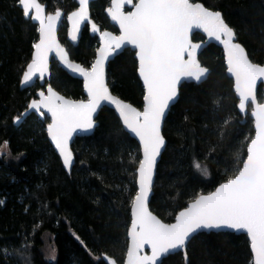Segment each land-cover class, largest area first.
Instances as JSON below:
<instances>
[{
	"label": "trees",
	"instance_id": "16d2710c",
	"mask_svg": "<svg viewBox=\"0 0 264 264\" xmlns=\"http://www.w3.org/2000/svg\"><path fill=\"white\" fill-rule=\"evenodd\" d=\"M39 2L46 13L60 10L66 16L77 8L75 0ZM195 2L220 11L249 59L264 65V0ZM109 5L110 0L92 3L90 17L101 30L117 33L105 15ZM66 28L63 20L59 42L72 61L89 67L97 38L84 27L78 44L72 46ZM37 39V25L24 18L17 0H0V144L8 141V149L0 152V264H105L103 256L123 264L136 191L132 161L140 157L139 146L115 113L103 107L93 134L76 138L71 145L70 171L63 168L47 140L48 118L25 114L44 87L38 81L28 89L19 87ZM192 40L204 38L194 34ZM198 59L209 70L207 79L180 86L163 124L166 145L149 209L165 223L173 222L195 195L210 193L230 176L254 134L250 110L245 115L238 111L221 49L208 45ZM50 72L48 83L55 91L84 99L81 81L70 78L53 60ZM106 81L112 94L137 109L143 107L134 52L125 50L109 63ZM257 98L261 101L260 87ZM196 162L207 168V175L194 167ZM45 236L54 250L53 261L43 251ZM162 264H252V255L244 234L199 233L183 252L169 255Z\"/></svg>",
	"mask_w": 264,
	"mask_h": 264
},
{
	"label": "snow or ice",
	"instance_id": "6c2138e0",
	"mask_svg": "<svg viewBox=\"0 0 264 264\" xmlns=\"http://www.w3.org/2000/svg\"><path fill=\"white\" fill-rule=\"evenodd\" d=\"M17 4L26 18L39 24V37L32 44L31 59L23 71L21 84L32 85L34 78L44 81L50 74L49 54L52 52L65 68L83 78L86 100L66 99L51 83L44 81L46 92L39 91V99H33L28 105L42 116L50 115L47 134L64 168L72 166L73 153L69 147L72 133L77 129H92L93 113L102 103L114 106L123 128L139 140L141 155L132 161L136 164L137 190L131 198V227L127 232L130 242L124 264H162V257L185 249L195 234L222 228L246 232L254 264H264V103H258L256 97L257 81L264 79V66L253 63L245 48L234 42V30L222 13L195 0H111L106 11L119 27V35H116L101 31L92 23L90 0H79V7L67 15L71 25L69 36L75 41L81 24L87 21L100 38L94 60L89 67H84L72 62L57 41L60 10L46 14L39 0H17ZM125 5H129L130 10L125 11ZM194 29L223 45L227 72L234 78V89L239 97L238 107L244 112L249 101L253 106L255 135L246 144V155L237 158L236 170L215 191L195 195L176 214L174 223H165L148 208L157 158L165 146L162 120L169 103L178 95L181 79L200 82L209 71L198 59L201 44L191 39ZM126 45L135 50L137 71L143 82L142 110L112 95L105 82L106 61ZM14 119L19 120V117ZM7 149L8 141L0 144V152ZM194 167L208 174L207 168H202L198 162ZM145 246L151 249V255L141 254ZM103 259L108 264H116L107 256Z\"/></svg>",
	"mask_w": 264,
	"mask_h": 264
},
{
	"label": "water",
	"instance_id": "95a60500",
	"mask_svg": "<svg viewBox=\"0 0 264 264\" xmlns=\"http://www.w3.org/2000/svg\"><path fill=\"white\" fill-rule=\"evenodd\" d=\"M96 1H98V0H90L89 9H90L91 4L94 3V2H96ZM39 3H40V2H39ZM75 3H76L77 8H78V7H79V0H75ZM110 4H111V0H110ZM109 6H110V5H109ZM44 8H45V7H44ZM77 8H76V9H77ZM107 8H108V7H107ZM107 8H106V9H107ZM76 9H75V10H76ZM106 9H105V15H106V17H107L109 23H110V24L116 29V31H117V33H114V34L119 35V27H118V25H116V24L111 20V18L108 16ZM21 10H22V9H21ZM75 10H73V11H75ZM124 10H125V11L130 10V6H129V5H125ZM211 10H212V9H211ZM61 12H62V11H61ZM71 12H72V11H71ZM71 12H70V13H71ZM45 13H46V10H45ZM53 13H54V12H53ZM70 13H68V14H70ZM46 14H48V13H46ZM68 14H67V15H68ZM67 15L65 16L64 13L62 12V16H61V18H60V20H59V22H58V27H57V32H56V38H57L58 43L61 45V43H60L59 40H58V31H59V28H60V26H61L62 21L65 20L66 25H67V28H66V38H67V41H68V43H69L70 45H72V46H76V45L78 44L79 39H80V36H81V33H82V30L84 29V27H87V30H88L89 35L97 38V40H98V47H99V40H100L99 35H98V33H93V32H92V30H91V25H90L87 21H85L84 23L81 24L80 31L77 33V39H76L75 41H73L72 38H71V37L69 36V34H68V32H69V28L71 27V25H70V24L68 23V21H67ZM23 16H24V15H23ZM24 18H25V19H29V18H26L25 16H24ZM89 18H90V20L92 21V23H94V21H93V20L91 19V17H90V10H89ZM29 20H30L31 22H33L34 24L37 25V32H38V28H39V24H38V22L33 21V20H31V19H29ZM97 27L99 28L98 25H97ZM99 29H100V28H99ZM100 30H101V29H100ZM101 31H108V30H101ZM110 32H111V31H110ZM194 34H199V35H201V36L204 38V41H198V42H195V41L192 40L194 43H200V44H201V48L198 50V57H199L201 51H202L204 48H206L208 45H214V46H216V47H218V48L221 49L222 54H223V59H224V66H225V69H226V75L232 80V83H233V92H234V94H235L236 99L238 100V105H239V97H238V95L236 94L235 89H234V78L231 77V75L227 72V64H226L225 57H224V49H223V45L220 44L218 41H215V40H209L208 37L206 36V34H204V33H203L201 30H199V29H194V30H193L192 35H191V39H192V36H193ZM38 37H39V33H38ZM235 37H236V35H235ZM37 40H38V39H37ZM234 42L239 43V42L237 41V38H235V41H234ZM61 47L65 49L64 46L61 45ZM98 47H97V48H98ZM125 50H130V51L134 52V55H135V50L131 47V45H126L125 47H123V48L117 50L116 52H114V53L109 57L108 61H106V64H105V82H106V83H107V81H106V70H107V67H108L109 63H110V62H111L116 56H118L119 54H121V53H122L123 51H125ZM32 51H33V50H32ZM65 51H66V49H65ZM66 52H67V51H66ZM95 54H96V51H95ZM68 58L70 59L69 55H68ZM94 58H95V57H94ZM52 60L55 61L56 64H57V66H58L62 71H64V72H65L70 78H72V79H74V80H79V81H81V83H82V91H83V95H84V99H83V100H86V99H87V93L85 92L84 87H83V78L80 77V76H78V75H76V74H74V73H72L70 70H68L67 68H65L64 65L60 62L59 58L56 57L55 52H52V53L49 54V69H50V64H51V61H52ZM70 60H71V59H70ZM71 61H72V60H71ZM72 62L77 63V62H75V61H72ZM136 62H137V60H136ZM253 63H254V62H253ZM262 66H264V65H262ZM137 68H138V62H137ZM208 74H209V71H208ZM208 74H207L206 77L202 78V80H201L200 82H197V81H195V80L188 79V78H182V79H181V81H180L179 84H178V95H177V97H176L173 101H171V102L169 103L168 108L165 110V115H164V118H163V120H162V129H163V124H164V121H165V119H166V117H167V115H168L169 110L175 105V103H176L177 100H178V96H179V88H180V86H181L182 84H184V83H191V84L199 85V84L203 83V82L207 79ZM50 77H51V72H50V74H47V75L44 77V81L49 82V81H50ZM137 77H138V79H139V81H140V83H141V85H142V87H143V82H142V80H141L140 77H139L138 71H137ZM21 78H22V76H21ZM20 81H21V79H20ZM37 81H38V83H39L40 86H41V84H43V87H44L43 91L46 92V90H47V83H44V81H41V80L38 79V78H34V83L37 82ZM33 85H34V84H32V85H27V86H26V85H22L21 82H20L19 87H20L21 90H24V89H28V88L32 87ZM259 87L261 88V97H262V98H261V101H259L258 98H257V101H258V103H264V79H258V81H257L256 97H257V90H258ZM39 91H41V90H39ZM39 91H38V92H39ZM38 92H37V93H38ZM110 92H111V91H110ZM37 93H36V98H35V99H39V96L37 95ZM111 94H112V93H111ZM60 95H61V94H60ZM112 95H114V94H112ZM62 96H63V95H62ZM64 97H65V96H64ZM65 98H66V99H70V98H67V97H65ZM71 100H73V99H71ZM31 101H32V100H31ZM31 101H30V102H31ZM30 102H29V104H30ZM125 102H126V101H125ZM127 103H128V102H127ZM29 104H28V105H29ZM103 107H106V108L111 109V110L115 113L116 117H117L118 120H119L118 114L116 113L114 106L109 105V104H107L106 102H105V103H102V105L100 106V108H98L97 111H96L95 113H93V117H92V118H93V121H94L93 128L90 129V130H88V131H83V130L77 129L76 131H74V132L72 133L71 139H70V141H69V147H70V149H71V145L73 144V142H74V140H75L76 138L90 137V136L93 134V132H94V130H95V128H96V125H97V123H96V118H97V116H98L100 110H101ZM142 108H143V107H142ZM142 108L139 109V110H142ZM248 109L250 110L249 115H250V118L252 119V122H253V131H254L253 136H254V135H255V118L252 117V115H251V112H252V110H253V106L251 105V102H250V101L248 102V104L246 105V109H245L244 112H241L240 109H239V107H238V111H239V113H240L241 115H245V114L247 113ZM41 111H43V110H41ZM29 112H34V113H36L37 115L42 116V115H40L39 112H36L35 110L30 109V108L28 107V110L26 111L25 114H27V113H29ZM44 116L48 118L49 123H50V122H51V117H50V115L45 114ZM119 122H120V124H121V126H122V128H123L122 122H121L120 120H119ZM123 130H124V132H126V133H127V134H128V135H129V136H130V137H131V138H132L137 144H138V146H139V140H138V138H136L132 133L128 132L126 129L123 128ZM162 135H163V134H162ZM46 136H47L48 143L50 144V146H51L52 149L54 150L55 154L59 157V154H58V152L56 151L55 146L51 143V140H50V138L48 137V134H47V126H46ZM164 139H165V138H164ZM165 145H166V141H165ZM164 148H165V146L161 149V155H162V153H163V151H164ZM140 155H141V153H140ZM161 155L157 158V164H156L155 169H154V174H153V185H154V180H155L156 168H157V165H158V163H159V161H160ZM59 159H60V157H59ZM60 161H61V163H62V165H63V162H62L61 159H60ZM73 163H74V158H73V161H72V165H73ZM71 167H72V166H71ZM63 168H64V166H63ZM64 169H65V168H64ZM70 169H71V168H70ZM70 169H65V170H66L67 172H69ZM135 184H136V176H135ZM218 186H219V185H218ZM218 186H217V187H218ZM152 189H153V187H152ZM215 189H216V187H215ZM215 189H214L213 191H215ZM136 190H137V184H136ZM213 191H211V192H213ZM152 194H153V190H151V192H150V194H149L148 208H149L150 200H151V198H152ZM207 194H208V193H207ZM207 194H204V195H207ZM189 203H190V202H189ZM149 210H150V209H149ZM152 214H153V213H152ZM177 214H178V213H177ZM153 215H155V214H153ZM155 216H156V215H155ZM157 218H158V217H157ZM174 222H175V218H174L173 222H171V223H174ZM130 227H131V206H130V224H129L128 229H129ZM127 232H128V231H127ZM211 232H212V233H233V234H244V235H246V237H247V234H246V232H244V231H239V232H237V231H234V230H231V229H226V228H222V229H211V230H202V231L199 232V233H211ZM199 233H197V234H199ZM197 234H195L194 236H196ZM127 239H128V243H127V246H128V244H129V242H130L128 236H127ZM191 239H192V238H191ZM191 239H190V240H191ZM247 239H248V237H247ZM190 240H189V242H190ZM248 241H249V246H250V240L248 239ZM189 242H188V243H189ZM184 250H185V249H177L175 252L170 253V254H168L167 256L162 257V258H161V261H162L163 259H165L166 257H168L169 255H172V254H175V253H179V252H183ZM250 251H251V250H250ZM126 252H127V250H126ZM141 254H142V255H151V249H150L148 246H145ZM103 258H104V256H103ZM108 258H109V257H108ZM109 259H110V260H113V259H111V258H109ZM125 259H126V254H125V257H124V261H125ZM103 261L105 262V264H108V262H107L106 260L103 259ZM124 261H123V264H124ZM158 264H160V262H158ZM252 264H254L253 257H252Z\"/></svg>",
	"mask_w": 264,
	"mask_h": 264
},
{
	"label": "rangeland",
	"instance_id": "374dc122",
	"mask_svg": "<svg viewBox=\"0 0 264 264\" xmlns=\"http://www.w3.org/2000/svg\"><path fill=\"white\" fill-rule=\"evenodd\" d=\"M43 240H44V248H43L44 254L50 261H53L54 260L53 258L54 250H53L52 244L49 241L47 236H45Z\"/></svg>",
	"mask_w": 264,
	"mask_h": 264
}]
</instances>
